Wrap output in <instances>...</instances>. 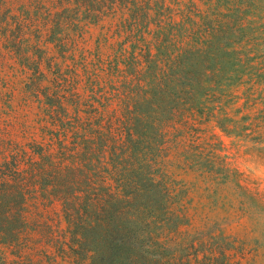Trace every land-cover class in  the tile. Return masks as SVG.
<instances>
[{
  "label": "trees",
  "instance_id": "16d2710c",
  "mask_svg": "<svg viewBox=\"0 0 264 264\" xmlns=\"http://www.w3.org/2000/svg\"><path fill=\"white\" fill-rule=\"evenodd\" d=\"M261 82L264 0H0V264H257Z\"/></svg>",
  "mask_w": 264,
  "mask_h": 264
},
{
  "label": "rangeland",
  "instance_id": "374dc122",
  "mask_svg": "<svg viewBox=\"0 0 264 264\" xmlns=\"http://www.w3.org/2000/svg\"><path fill=\"white\" fill-rule=\"evenodd\" d=\"M264 82H261V86H257L254 93V98L258 99V107L253 110H244V112L239 115V119L246 115H251L252 118L259 116V110L264 109ZM246 87H243L241 92H244ZM241 94V93H240ZM245 99L239 102V107H243ZM233 116V114H231ZM209 135H215L218 142L222 143L224 151L222 155L231 162L232 166L236 168L239 172L243 173L249 181L255 183L252 184L257 187L259 191L264 193V150L259 149L260 146L251 142L250 139L246 138H236L230 136L219 128L215 127V124H211L208 127ZM247 220L243 222V226H246ZM238 225H225L223 226L226 230L227 235L237 236L241 239L246 238L245 227ZM260 242L264 246V235H256ZM263 249L260 250L262 253ZM257 264H264V257L261 256L258 259Z\"/></svg>",
  "mask_w": 264,
  "mask_h": 264
}]
</instances>
